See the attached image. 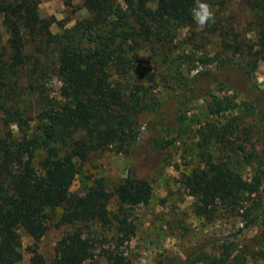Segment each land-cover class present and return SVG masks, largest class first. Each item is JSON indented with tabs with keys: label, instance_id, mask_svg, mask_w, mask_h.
<instances>
[{
	"label": "trees",
	"instance_id": "trees-1",
	"mask_svg": "<svg viewBox=\"0 0 264 264\" xmlns=\"http://www.w3.org/2000/svg\"><path fill=\"white\" fill-rule=\"evenodd\" d=\"M40 2L0 0V15L9 30L5 45L0 33V108L6 112V124L23 127L28 121L21 110L12 111L1 103L3 79L16 75L28 62L26 34L55 51L62 80V98L50 100L42 108L33 136L17 139L8 129L0 137V264H16L24 258L18 225L35 242L50 229V222L55 226L116 224L119 231L127 232L129 223L113 211L112 202L120 208L148 203L153 185L147 178L128 173L110 191L105 180L98 177L86 186L84 194L72 192V185L82 173L81 163L93 153H129L130 144L136 143L141 132L139 114L155 109L147 98L149 88L141 81L146 71L137 63L140 52L148 46L154 48L156 43L172 41L174 25L195 24L191 13L196 0H84L91 16L54 34L51 21L39 15ZM201 2L212 4L213 0ZM245 2L257 21L255 43L234 48L233 43L224 41L220 53L240 52L244 61H232L223 54L215 58L220 59L218 65L223 70H240L252 77L259 60L264 59V0ZM207 25L210 32L217 30L216 21ZM3 48H8L7 59ZM185 62L176 64L175 69L177 78L187 80L182 69ZM202 74H195L189 87L206 94L209 89L201 87ZM152 78L148 76V80ZM227 106H243L248 115L261 113L253 100L233 103L213 95L209 101L215 115ZM238 118L234 116L224 125L208 122L200 131L196 152L199 164L181 173L182 183L196 197V212L207 219L224 210H240L250 200L247 213L261 205L252 197L262 187L264 158H256L243 145L234 148L226 142ZM218 150L229 153L219 156ZM247 165L253 168L250 177L241 170ZM85 232L83 226H75L58 241L56 257L47 260L35 251L29 264H99L95 262L96 242ZM106 256L103 264H127L122 256ZM261 257L264 238L262 247L255 251L238 253L231 241L219 245L217 253L201 251L195 259H189L201 264H248L250 258Z\"/></svg>",
	"mask_w": 264,
	"mask_h": 264
},
{
	"label": "rangeland",
	"instance_id": "rangeland-1",
	"mask_svg": "<svg viewBox=\"0 0 264 264\" xmlns=\"http://www.w3.org/2000/svg\"><path fill=\"white\" fill-rule=\"evenodd\" d=\"M209 5L217 22L215 32H210L208 25L199 29L196 22L193 27L174 25L172 41L156 43L154 48L148 46L140 52L137 63L146 71L141 81L149 88L147 98L155 109L139 114L141 132L136 143L130 144L129 153L97 151L81 163L82 173L72 185L75 193L84 194L86 186L98 177L105 180L111 191L128 173L147 178L153 185L148 203L120 208V204L112 202L113 211L127 219V232L119 231L116 224L84 226L82 222L76 223L75 226L85 228V236L95 240V262L99 264L107 262L108 253L122 256L127 264H201L189 257L195 259L201 251L217 253L223 242L233 241L238 253L248 249L255 251L263 245L264 180L259 193L252 197L259 201L260 207L255 206L247 213L246 207L252 204L250 200L244 208L240 206V210H224L217 217L207 219L196 212V197L181 179L183 171L192 164H199L196 152L199 151L200 131L208 122L224 125L232 117L239 116L226 142L234 148L243 145L256 158H264V59L259 60L252 77H248L240 70H223L218 65L220 59L215 58L223 54L232 61H244L240 52H220L224 49V41L233 43L234 48L255 43L257 21L254 12L245 0H213ZM39 15L51 21L54 34L91 16L84 0H41ZM0 33L5 45L9 30L2 15ZM25 36L28 62L16 75L3 79L1 103L12 111L21 110L28 121L23 127L18 123L6 124V112L0 108V137L8 129L17 139L33 136L42 108L50 100L62 98L55 51ZM1 51L7 59L8 48ZM183 61H186L182 69L187 80L177 78L175 69L176 64ZM199 72H203L201 87L209 89L206 94H201V89L193 91L189 87L193 85L191 79ZM148 76L153 77L152 80H148ZM213 95L233 103L253 100L261 113L248 115L243 106H227L220 115L212 114L209 101ZM226 152L218 150L217 155ZM241 170L247 177L254 173L249 165ZM50 223V229L39 242L20 225L16 226L24 254L23 260L16 264H29L35 251L47 260L56 257L58 241L75 226ZM248 264H264V257L250 258Z\"/></svg>",
	"mask_w": 264,
	"mask_h": 264
},
{
	"label": "clouds",
	"instance_id": "clouds-1",
	"mask_svg": "<svg viewBox=\"0 0 264 264\" xmlns=\"http://www.w3.org/2000/svg\"><path fill=\"white\" fill-rule=\"evenodd\" d=\"M192 16L199 29H203L209 22L214 23V13L209 4L196 0V5L192 9Z\"/></svg>",
	"mask_w": 264,
	"mask_h": 264
}]
</instances>
